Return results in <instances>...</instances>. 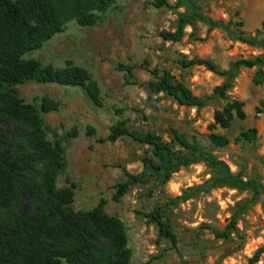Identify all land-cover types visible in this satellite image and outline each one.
Returning a JSON list of instances; mask_svg holds the SVG:
<instances>
[{"label": "rangeland", "instance_id": "1", "mask_svg": "<svg viewBox=\"0 0 264 264\" xmlns=\"http://www.w3.org/2000/svg\"><path fill=\"white\" fill-rule=\"evenodd\" d=\"M167 4L155 8L152 0H120L101 14L95 25L80 27L69 22L39 50L25 56L56 69L66 64L85 69L95 83L96 101L85 87L35 81L18 86L17 93L34 106L43 97L59 103L57 111L40 114L46 138L60 142L64 152L65 168L57 186L66 187L67 181L75 185L73 208L77 212L89 211L104 202L105 212L122 223L132 262L248 264L256 249L264 246V113H254L264 101V84L252 83L256 68L234 72L227 95L243 103L246 117L235 119L227 129L217 128L216 133L227 138L229 144L214 147L208 127L214 111L222 108L225 100L212 95L225 77L204 66L183 67L180 62L208 59L218 69L227 70L239 59L263 54L262 48L243 44L233 35L241 33L264 41V0H167ZM192 10L205 21L195 19L187 24L179 42L164 41L160 33L174 31L180 15ZM207 21L221 26L229 21L232 24L227 30L211 28ZM144 62L150 68L167 71L194 96L212 98L205 106L192 108L150 91L147 84L155 79L141 67ZM119 64L136 68L127 75L117 69ZM117 121H124L129 130L153 132L173 151L190 156V151L173 140L170 130L175 129L189 142L196 141L205 155L223 163L232 176L258 184L263 191L253 194L230 184L214 185L222 173L198 158L179 168L167 183L157 185L153 179L147 185H133L118 202H113L114 186L125 180V172H141L143 157H151L148 146L129 137L114 143L100 142ZM3 128L7 133L18 130L8 124ZM73 128L77 136L67 138L66 132ZM89 128L91 135L86 133ZM251 128L256 132L254 140L234 141ZM22 197L18 212L32 218L33 198L29 194ZM178 197L181 199L173 204ZM152 210H157L172 228L175 247L167 239H159L155 224L145 218ZM233 219L231 237L216 238L213 231L224 230ZM257 264H264V256Z\"/></svg>", "mask_w": 264, "mask_h": 264}, {"label": "trees", "instance_id": "2", "mask_svg": "<svg viewBox=\"0 0 264 264\" xmlns=\"http://www.w3.org/2000/svg\"><path fill=\"white\" fill-rule=\"evenodd\" d=\"M118 1L0 0V264H138L131 260L122 223L105 212L103 201L89 211L77 212L73 208L75 185L67 181L68 186H57L65 168L64 152L60 142L53 143L46 138L40 114L57 111L59 103L43 97L39 105L34 106L25 103L17 93L18 86L35 81L62 87H85L90 98L96 101L95 83L85 69L72 64L56 69L25 56L39 50L61 33L69 22L74 21L80 27L95 25L99 16ZM152 5L162 8L168 4L167 0H152ZM195 19L205 21L195 10L180 15L175 30L161 32V38L167 42H179L184 37L185 26ZM206 23L211 28L227 30L232 24L231 21L226 26L210 21ZM261 29L264 33V22ZM233 37L264 51V41L256 36L236 33ZM180 64L183 67L204 66L210 72L225 77V82L213 90L212 97L225 100V104L214 111L208 138L214 147L227 146L229 140L216 133V129H227L235 119L244 120L246 117L243 103L227 95L234 72L256 68L258 71L252 83L256 86L264 84V71L261 70L264 68V52L252 59H239L227 70L218 69L208 59L182 60ZM141 67L155 79V82L147 84L150 91L163 93L181 106L201 108L212 98L194 96L182 83L174 81L167 71L150 68L147 62ZM135 68L126 64L117 66L127 75H131ZM254 113H264V101L254 108ZM5 124L17 127V132H5ZM170 131L173 140L190 151V156L173 151L153 132L129 130L124 121H117L109 127L108 135L100 140L101 143H114L129 137L148 146L151 154V157H143L141 172H125V180L115 184L111 197L113 202H118L133 185H147L153 179L157 185L167 183L179 168L198 158H203L222 173L221 178L213 181L214 185L230 184L248 189L253 194L263 191L258 184L232 176L223 163L205 155L196 141L189 142L175 129ZM86 133L91 135L93 131L89 128ZM65 136L75 138L76 129L69 130ZM255 137V129L251 128L240 133L234 141H252ZM23 194L33 198L32 218H24L18 212ZM180 199L178 197L172 203L176 204ZM145 218L155 224L159 239H167L175 247L176 237L172 228L157 210L147 213ZM234 228L233 219L224 230H215L213 234L218 239H229ZM263 256L264 246L256 249L248 264H257Z\"/></svg>", "mask_w": 264, "mask_h": 264}]
</instances>
